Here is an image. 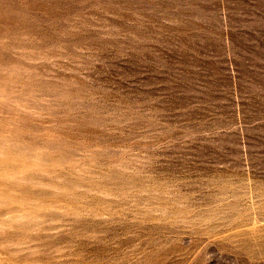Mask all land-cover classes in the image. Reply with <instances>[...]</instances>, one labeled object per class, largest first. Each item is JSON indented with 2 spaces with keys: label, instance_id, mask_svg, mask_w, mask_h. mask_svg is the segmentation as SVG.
I'll use <instances>...</instances> for the list:
<instances>
[{
  "label": "rangeland",
  "instance_id": "374dc122",
  "mask_svg": "<svg viewBox=\"0 0 264 264\" xmlns=\"http://www.w3.org/2000/svg\"><path fill=\"white\" fill-rule=\"evenodd\" d=\"M0 264H264V0H0Z\"/></svg>",
  "mask_w": 264,
  "mask_h": 264
}]
</instances>
